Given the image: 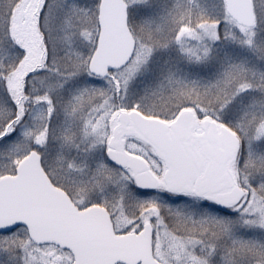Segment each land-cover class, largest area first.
Masks as SVG:
<instances>
[{"label":"snow or ice","instance_id":"obj_1","mask_svg":"<svg viewBox=\"0 0 264 264\" xmlns=\"http://www.w3.org/2000/svg\"><path fill=\"white\" fill-rule=\"evenodd\" d=\"M0 264H264V0H0Z\"/></svg>","mask_w":264,"mask_h":264}]
</instances>
